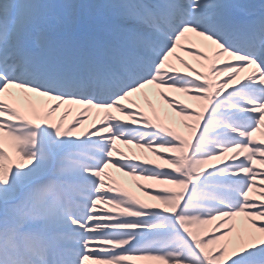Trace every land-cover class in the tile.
<instances>
[{
    "label": "snow or ice",
    "instance_id": "obj_1",
    "mask_svg": "<svg viewBox=\"0 0 264 264\" xmlns=\"http://www.w3.org/2000/svg\"><path fill=\"white\" fill-rule=\"evenodd\" d=\"M0 264H264V0H0Z\"/></svg>",
    "mask_w": 264,
    "mask_h": 264
},
{
    "label": "bare ground",
    "instance_id": "obj_2",
    "mask_svg": "<svg viewBox=\"0 0 264 264\" xmlns=\"http://www.w3.org/2000/svg\"><path fill=\"white\" fill-rule=\"evenodd\" d=\"M180 55H184V54L180 53ZM185 58L190 59L188 57H185ZM179 98L184 99L185 102H188L185 97H179ZM189 103H190V106H195V102H189ZM71 119H72V117L70 116L69 121H71ZM89 123H91V121H89ZM83 127L86 129L88 127V124H85ZM118 147H121L129 155H131L132 153H135L138 157H140V159H143L144 156H147L149 159L154 160L155 162H158V163L160 162V161L156 160L155 157H152L150 153L142 152V150H140V149L132 148V152H129L128 151L129 146H124V145L118 144ZM257 166L259 167V165H257ZM111 171H114V170H111ZM116 175L119 176L120 174L117 173ZM123 183H124V187L131 190L141 200H143L145 202H149V203H154V201H151L148 196L144 195L143 192H141L139 189H137L135 187L136 183H142V184H145L146 186L149 184H153V186H156V185H154V182L136 180V179H133L132 177H125L123 180Z\"/></svg>",
    "mask_w": 264,
    "mask_h": 264
},
{
    "label": "rangeland",
    "instance_id": "obj_3",
    "mask_svg": "<svg viewBox=\"0 0 264 264\" xmlns=\"http://www.w3.org/2000/svg\"><path fill=\"white\" fill-rule=\"evenodd\" d=\"M257 138H259V135L257 136Z\"/></svg>",
    "mask_w": 264,
    "mask_h": 264
}]
</instances>
